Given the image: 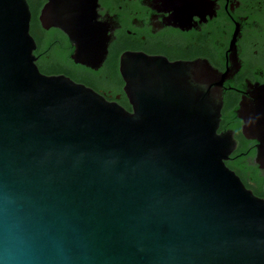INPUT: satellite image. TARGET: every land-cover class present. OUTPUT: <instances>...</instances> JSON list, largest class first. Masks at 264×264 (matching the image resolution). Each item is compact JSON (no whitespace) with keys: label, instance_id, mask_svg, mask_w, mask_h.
Listing matches in <instances>:
<instances>
[{"label":"water","instance_id":"95a60500","mask_svg":"<svg viewBox=\"0 0 264 264\" xmlns=\"http://www.w3.org/2000/svg\"><path fill=\"white\" fill-rule=\"evenodd\" d=\"M98 1L46 0L38 17L94 71L110 41ZM31 20L28 0H0V264H264V198L219 132L238 29L225 71L124 53L128 110L42 73ZM249 95L236 113L264 169V84Z\"/></svg>","mask_w":264,"mask_h":264},{"label":"flooded vegetation","instance_id":"af4514ba","mask_svg":"<svg viewBox=\"0 0 264 264\" xmlns=\"http://www.w3.org/2000/svg\"><path fill=\"white\" fill-rule=\"evenodd\" d=\"M98 2V19L108 25L110 37L108 55L104 63L116 60L118 68L121 56L132 52L163 57L170 62L208 60L211 63L213 57L221 56L224 64L222 69L211 64L220 71H225L233 66L229 58V48L238 29L236 47L239 68L234 76L225 82L224 96L229 93L238 98L234 112L242 135L243 122L236 113L240 102L250 97L251 87L264 84L262 9L245 10L243 0H99ZM195 3H200L202 8L196 9ZM73 50L72 47L70 56ZM104 93L111 95L110 91ZM232 123L226 121L222 114L220 126L223 124L226 128L219 132L233 131L235 137V131L230 127ZM244 139L253 143L255 155L249 159V164L257 166L264 186V169H260L255 163L256 142ZM232 155L227 162L234 160Z\"/></svg>","mask_w":264,"mask_h":264},{"label":"trees","instance_id":"16d2710c","mask_svg":"<svg viewBox=\"0 0 264 264\" xmlns=\"http://www.w3.org/2000/svg\"><path fill=\"white\" fill-rule=\"evenodd\" d=\"M46 0H28L32 13L31 34L34 37L37 49L35 55L39 57L37 65L40 71L47 75H66L75 82L82 83L95 91L102 93L108 100L117 101L128 110L131 106L122 90L123 80L119 73L118 62L111 60L94 71L82 65L75 64L70 53L72 46L67 36L59 29L44 30L38 20L40 8ZM245 10L262 9L264 15V0H243ZM260 3V4H258ZM211 63L222 69L224 67L221 56L213 57ZM110 91V96L104 92ZM119 96V98H117ZM237 96L226 93L224 96V108L222 114L226 121L233 122L230 126L235 131V139L238 147L231 160L226 165L233 170L243 181L245 186L259 197H264L263 180L257 166L250 165L249 159L255 155L253 143L247 142L240 133L238 121L234 112ZM226 126L221 124L219 131ZM246 153V155H242ZM251 179V181H250Z\"/></svg>","mask_w":264,"mask_h":264}]
</instances>
